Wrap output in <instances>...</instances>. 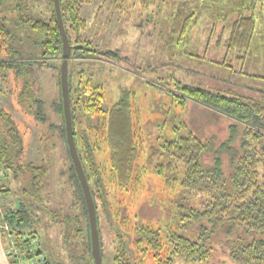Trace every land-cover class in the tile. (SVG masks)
I'll return each instance as SVG.
<instances>
[{"label": "trees", "instance_id": "obj_1", "mask_svg": "<svg viewBox=\"0 0 264 264\" xmlns=\"http://www.w3.org/2000/svg\"><path fill=\"white\" fill-rule=\"evenodd\" d=\"M43 1L46 7L38 9L35 0H0V73L3 76L11 71L20 78L24 74L23 66L31 64L60 67L62 39L53 0ZM118 1L121 0L112 2V11L118 7ZM168 1L134 0L133 4L143 8L158 4L167 9ZM91 2L59 0V5L71 45L68 88L73 135L95 205L101 260L103 220L112 235L114 264H173L177 258L184 262H207L212 244L221 241L231 260L239 264H264V172L261 173L264 170V93L259 99L250 100L179 81L175 85L177 90L167 91L181 107L193 102L226 119V134L222 138L204 135L201 129L190 124H195L191 117L173 125L169 138L163 137L158 145L150 146L151 155L160 152L167 158L166 164H159V168L172 170L179 163L180 185L190 194L208 197L201 209L180 206L179 213L185 221L181 225L192 230L193 238L173 231L163 237L151 225L130 224L123 206L111 209L109 189H133L140 180L141 173L134 174V167L142 139H137L139 127L133 116V92L125 87L115 102L105 105L102 85L90 76H83L85 66L97 53L93 42L83 35L86 21L80 15L83 4ZM255 4L256 0H171L168 27L172 35L189 40L193 29L207 18L212 31L217 24L224 23L217 44L225 47L226 54L234 53L235 58L244 60L257 31ZM261 10L264 12V0ZM24 39L31 42L25 45ZM32 47L36 55L29 56ZM102 52L117 55L116 49ZM57 84L60 96L52 100L51 106L61 117L56 127L66 144L69 177L80 205V215H64L73 227L68 240L80 237L77 257L82 262L79 264H94L88 213L66 142L59 73ZM14 95L17 103L30 109L37 121L47 120L45 102L36 97L28 82H22ZM23 135L11 112L0 106V193L8 190L6 180L10 176L19 181L25 175L23 193L39 198L47 167L31 162L22 164ZM104 146L108 163L107 158H100ZM18 201L15 208L0 213L6 248L7 236H10L27 259L42 253L39 264H54L37 247L39 234L31 224L34 206L28 205L30 201ZM43 209L56 216L55 210L46 206ZM3 224L8 225L7 232L1 227Z\"/></svg>", "mask_w": 264, "mask_h": 264}, {"label": "rangeland", "instance_id": "obj_2", "mask_svg": "<svg viewBox=\"0 0 264 264\" xmlns=\"http://www.w3.org/2000/svg\"><path fill=\"white\" fill-rule=\"evenodd\" d=\"M113 1L92 0L83 4L80 13L86 21L83 35L93 42L97 50L85 66L83 76H90L102 85L105 105L115 102L125 87L133 92V116L139 127L137 139H142L134 167V174L141 173L140 180L133 189H109L111 209L123 206L128 212L130 224L151 225L163 237L173 231L193 238L192 230L181 225L185 221L179 213L180 206L201 209L208 197L205 194H190L180 185L182 173L179 163L173 165L172 170L159 168V164H166L167 158L160 152L151 155L150 146L158 145L163 137L169 138L173 125L191 117L195 124H190L201 129L204 135L214 134L222 138L226 134V119L196 103L190 102L181 107L172 101L167 91L177 90V81L250 100L259 99L264 93L263 0H256L254 14L257 31L244 60L235 58L234 53L226 54L225 47L217 44L219 30L224 23L217 24L212 31L207 18L193 29L189 40H184L172 35L168 27L171 0L167 9L158 4L143 8L140 4L134 6V0H121L112 11ZM45 7L43 0H35V8ZM23 42L26 45L31 41L24 39ZM106 49H116L117 55L102 52ZM35 52L32 47L27 55H36ZM54 63L58 65V62ZM23 70L20 78H16L11 71L4 76L0 73V106L11 112L24 133L22 164H43L47 173L39 198L23 193L21 188L27 181L23 179L25 175L19 181L10 176L6 180L9 182L6 185L8 190L0 193V213L15 208L18 200L32 202L28 205L34 206L31 224L39 234L37 247L54 264H79L82 262L77 257L81 238L68 240L73 227L64 215H80V205L69 177L66 144L56 127L61 117L51 106L52 100L60 96L57 84L60 67L31 64L23 66ZM25 81L36 97L45 102V122L37 121L31 110L23 108L15 99L14 91ZM104 147L100 158H107L108 163V151ZM262 172L264 170L261 169ZM45 206L55 210L56 216L43 209ZM105 225L102 220V262L114 264L112 235ZM225 246L222 241L213 243L207 262H184L177 258L173 264H239L229 258Z\"/></svg>", "mask_w": 264, "mask_h": 264}, {"label": "water", "instance_id": "obj_3", "mask_svg": "<svg viewBox=\"0 0 264 264\" xmlns=\"http://www.w3.org/2000/svg\"><path fill=\"white\" fill-rule=\"evenodd\" d=\"M53 4H54L57 23H58V28L62 39V54H61V63H60V88H61L62 102H63L66 142L76 174L78 176L81 185V189L83 192L85 205L88 213V221H89L90 237H91V252H92L93 262L94 264H102L95 205L90 192L89 184L86 179V175L84 173L80 158L77 153V148L73 135L72 119L70 112L69 88H68V59L71 51V45L62 21L59 0H53Z\"/></svg>", "mask_w": 264, "mask_h": 264}, {"label": "built area", "instance_id": "obj_4", "mask_svg": "<svg viewBox=\"0 0 264 264\" xmlns=\"http://www.w3.org/2000/svg\"><path fill=\"white\" fill-rule=\"evenodd\" d=\"M3 229L7 232L9 227L7 224L1 225ZM8 248H6L7 256L11 264H39L43 260V254H37L30 259H27L24 251H21L14 243V240L7 236Z\"/></svg>", "mask_w": 264, "mask_h": 264}, {"label": "crops", "instance_id": "obj_5", "mask_svg": "<svg viewBox=\"0 0 264 264\" xmlns=\"http://www.w3.org/2000/svg\"><path fill=\"white\" fill-rule=\"evenodd\" d=\"M0 264H11L6 253V239L0 228Z\"/></svg>", "mask_w": 264, "mask_h": 264}]
</instances>
